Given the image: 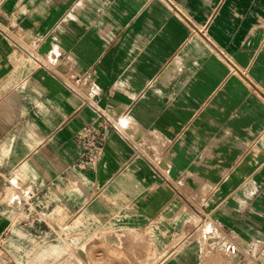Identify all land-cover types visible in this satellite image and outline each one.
Segmentation results:
<instances>
[{
    "label": "crops",
    "instance_id": "1",
    "mask_svg": "<svg viewBox=\"0 0 264 264\" xmlns=\"http://www.w3.org/2000/svg\"><path fill=\"white\" fill-rule=\"evenodd\" d=\"M28 203L21 248L134 227L159 264H264V0H0V234Z\"/></svg>",
    "mask_w": 264,
    "mask_h": 264
},
{
    "label": "built area",
    "instance_id": "2",
    "mask_svg": "<svg viewBox=\"0 0 264 264\" xmlns=\"http://www.w3.org/2000/svg\"><path fill=\"white\" fill-rule=\"evenodd\" d=\"M89 104L95 109L101 118L98 120L97 124H86L74 134V140L82 151V165L88 163L94 165V163L100 158L103 152V143L106 138L107 125L114 126L113 120L104 110L95 107L92 103ZM123 136L134 147L136 154H140V150L137 148L129 134L123 133ZM26 198L31 202L34 195L27 192ZM25 212L26 214L24 215V218L19 219L0 234V264H19L18 257L21 255L23 249H27L31 252V257L37 260V264H70L71 259H69V255L74 248H66L65 245H67L69 240L66 235L59 236L57 238L58 240H51L55 245H57V241L59 242L60 246H57L58 248H46L49 242L46 246L39 248L43 242L48 240L40 238L29 240V243L33 245L34 248H21L25 245L24 241L26 240L25 227L36 220L33 213L34 207L31 203L25 205ZM26 219L28 220L26 221ZM10 239H12V241ZM238 248V244L233 241L225 242L223 245L224 251L231 255L235 254L239 250ZM78 264L87 263L84 260Z\"/></svg>",
    "mask_w": 264,
    "mask_h": 264
},
{
    "label": "rangeland",
    "instance_id": "3",
    "mask_svg": "<svg viewBox=\"0 0 264 264\" xmlns=\"http://www.w3.org/2000/svg\"><path fill=\"white\" fill-rule=\"evenodd\" d=\"M141 231L139 233L134 227H127L116 232L109 230L107 235L101 238V244L107 248H74L69 255L70 264L84 261V249L89 253L90 264H159L162 258L158 257V254L154 255L152 248H148L144 233L146 231ZM99 240L94 238L91 244H99ZM141 245L143 248L140 247ZM153 256L154 261L149 260Z\"/></svg>",
    "mask_w": 264,
    "mask_h": 264
}]
</instances>
